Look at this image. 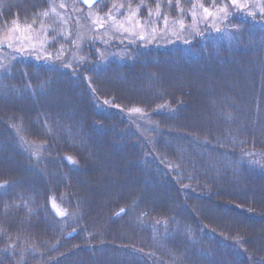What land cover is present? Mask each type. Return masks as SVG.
Instances as JSON below:
<instances>
[{"label": "trees", "instance_id": "1", "mask_svg": "<svg viewBox=\"0 0 264 264\" xmlns=\"http://www.w3.org/2000/svg\"><path fill=\"white\" fill-rule=\"evenodd\" d=\"M45 5L0 0V31ZM105 49L0 72V264H264V11Z\"/></svg>", "mask_w": 264, "mask_h": 264}, {"label": "rangeland", "instance_id": "2", "mask_svg": "<svg viewBox=\"0 0 264 264\" xmlns=\"http://www.w3.org/2000/svg\"><path fill=\"white\" fill-rule=\"evenodd\" d=\"M45 6L36 22L16 20L0 31V72L20 57L71 68L84 59L83 50L90 51L88 48L97 49L95 52L103 58L114 54L113 58L122 59L123 52L111 54L105 47L136 42L146 47H163L185 41L208 27L215 29L233 13L261 14L264 0H236L235 4L221 0L219 5L208 6L195 0L185 13L177 6L176 17L162 13L160 4L141 7L142 13L140 7L128 5L126 0H100L91 8L83 7L79 0H46ZM129 115L137 125L144 121L141 112ZM39 148L30 150L38 153ZM260 163L264 170V162ZM49 204L56 216L64 215L53 199Z\"/></svg>", "mask_w": 264, "mask_h": 264}, {"label": "water", "instance_id": "3", "mask_svg": "<svg viewBox=\"0 0 264 264\" xmlns=\"http://www.w3.org/2000/svg\"><path fill=\"white\" fill-rule=\"evenodd\" d=\"M79 1H80V3L83 5V7H85V8H91V7H93L96 3L98 4V2H99L100 0H94L93 4H92L91 6H89L88 4H85V3L83 2V0H79Z\"/></svg>", "mask_w": 264, "mask_h": 264}, {"label": "snow or ice", "instance_id": "4", "mask_svg": "<svg viewBox=\"0 0 264 264\" xmlns=\"http://www.w3.org/2000/svg\"><path fill=\"white\" fill-rule=\"evenodd\" d=\"M83 2L85 4H88L89 6H91L94 2V0H83ZM232 2L235 4L236 3V0H232Z\"/></svg>", "mask_w": 264, "mask_h": 264}]
</instances>
